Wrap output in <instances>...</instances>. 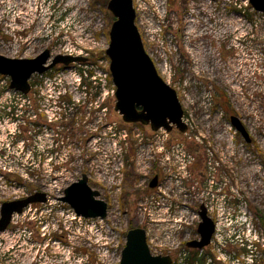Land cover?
Masks as SVG:
<instances>
[{
    "label": "rangeland",
    "instance_id": "374dc122",
    "mask_svg": "<svg viewBox=\"0 0 264 264\" xmlns=\"http://www.w3.org/2000/svg\"><path fill=\"white\" fill-rule=\"evenodd\" d=\"M108 2L0 0V55L33 59L48 49L90 60L35 74L30 101L0 78V213L4 202L48 195L0 233V264H119L136 227L152 254L175 261L197 237L202 204L217 222L206 263L216 255L264 264V14L247 0H134L144 46L188 126L154 132L115 109ZM84 72L94 73L89 90ZM84 174L108 203L105 219L59 201Z\"/></svg>",
    "mask_w": 264,
    "mask_h": 264
},
{
    "label": "water",
    "instance_id": "95a60500",
    "mask_svg": "<svg viewBox=\"0 0 264 264\" xmlns=\"http://www.w3.org/2000/svg\"><path fill=\"white\" fill-rule=\"evenodd\" d=\"M247 1L254 11L264 14V0ZM107 8L114 17L105 54L109 58V71L115 87L116 111L128 124L150 126L154 132L161 129L171 132L176 128L181 133H187L188 126L183 121L184 109L177 91L162 78L144 46L134 0H109ZM87 62L88 58L83 56L52 57L48 49L33 59L0 55V75L10 78V90L28 95L32 89L30 81L35 74H44L58 65L69 67ZM231 123L248 143L252 142L238 117L231 116ZM157 185L156 176L150 188ZM47 201L46 193L36 192L26 198L4 202L0 213V233L9 228L15 215L22 214L32 204ZM59 201L68 204L78 217L105 219L108 216V203L100 198L99 191L89 185L85 174L65 189ZM199 216L200 240L187 243L192 249L207 247L215 232V223L204 204L200 207ZM119 264H173V259L170 255L152 254L146 230L136 227L126 234Z\"/></svg>",
    "mask_w": 264,
    "mask_h": 264
},
{
    "label": "flooded vegetation",
    "instance_id": "af4514ba",
    "mask_svg": "<svg viewBox=\"0 0 264 264\" xmlns=\"http://www.w3.org/2000/svg\"><path fill=\"white\" fill-rule=\"evenodd\" d=\"M32 87V85H31ZM63 99H67L66 97L63 98ZM28 100L30 101L31 98H29L28 96ZM156 177V176H155ZM158 177V184H159V176ZM154 179V178H153ZM201 207V206H200ZM206 207V206H205ZM207 208V207H206ZM200 210V209H199ZM207 211H208V215H209V210L207 208ZM198 216H199V211H198ZM210 216V215H209ZM211 217V216H210ZM200 218V216H199ZM212 218V217H211ZM201 221V219H200ZM200 221L198 222V225H197V237L192 239V240H189L187 242H185V248L183 249H180V252H179V257H180V264H221L220 262H218V258L216 255H211V256H207V263H206V258L205 256L203 255L205 249H208L209 247H212V240L214 238V234H213V237L211 239V242L210 244L203 248V249H192V248H189L187 246V243L190 242V241H193V240H200V235L198 233V226H199V223ZM214 223H215V231H216V225H217V222L215 220H213ZM187 251H190L191 253H193V257H190L189 254L186 252ZM220 259V258H219Z\"/></svg>",
    "mask_w": 264,
    "mask_h": 264
},
{
    "label": "built area",
    "instance_id": "2783aa9c",
    "mask_svg": "<svg viewBox=\"0 0 264 264\" xmlns=\"http://www.w3.org/2000/svg\"><path fill=\"white\" fill-rule=\"evenodd\" d=\"M1 77H3V76H1L0 75V78ZM14 93H16V94H18V96L20 97V98H22L23 100H27L28 99V96L29 95H24V94H22V93H19V92H15L14 91ZM114 93H115V91H114ZM183 121H184V118H183ZM249 226V225H248ZM216 239H217V234H216V231H215V234H214V238H213V240H212V247H213V249L215 250V241H216ZM253 240H256V239H252V240H250V243L253 245L254 244V241ZM216 250H217V252L219 253V254H221V250H220V248H216ZM251 252L253 253V251L251 250ZM155 255V254H154ZM161 255V254H160ZM252 256V255H251ZM250 259V262L248 263V264H253L254 263V260L253 259H251V258H249ZM173 264H180V257L178 256V258L175 260V261H173Z\"/></svg>",
    "mask_w": 264,
    "mask_h": 264
},
{
    "label": "trees",
    "instance_id": "16d2710c",
    "mask_svg": "<svg viewBox=\"0 0 264 264\" xmlns=\"http://www.w3.org/2000/svg\"><path fill=\"white\" fill-rule=\"evenodd\" d=\"M249 7V10H252V7H251V5H248ZM253 13H255V12H253ZM253 13H249L248 14V16H250V17H252L253 16ZM89 59H88V62L87 63H89ZM94 77V73L93 72H89V73H87V72H84V73H82L81 74V85L83 86V87H85L86 89H88V88H90V86H91V82L89 81V80H91L92 81V78ZM89 90V89H88ZM85 94H88V92H85Z\"/></svg>",
    "mask_w": 264,
    "mask_h": 264
}]
</instances>
